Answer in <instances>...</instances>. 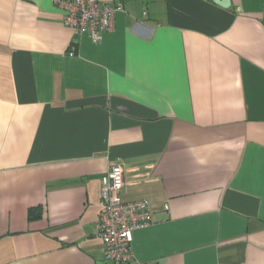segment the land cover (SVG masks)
Instances as JSON below:
<instances>
[{
	"label": "crops",
	"instance_id": "1",
	"mask_svg": "<svg viewBox=\"0 0 264 264\" xmlns=\"http://www.w3.org/2000/svg\"><path fill=\"white\" fill-rule=\"evenodd\" d=\"M104 1L95 43L54 0H0V264H115L112 162L156 219L140 264H264V0Z\"/></svg>",
	"mask_w": 264,
	"mask_h": 264
},
{
	"label": "built area",
	"instance_id": "2",
	"mask_svg": "<svg viewBox=\"0 0 264 264\" xmlns=\"http://www.w3.org/2000/svg\"><path fill=\"white\" fill-rule=\"evenodd\" d=\"M63 11V24L77 35L87 34L95 43L115 28V15L122 4L104 0H54ZM264 24V9L262 11ZM124 170L112 162L102 177L97 236L102 240L105 256L115 264H140L133 252V232L156 221L149 200H122Z\"/></svg>",
	"mask_w": 264,
	"mask_h": 264
},
{
	"label": "trees",
	"instance_id": "3",
	"mask_svg": "<svg viewBox=\"0 0 264 264\" xmlns=\"http://www.w3.org/2000/svg\"><path fill=\"white\" fill-rule=\"evenodd\" d=\"M42 212H41V209L38 208V207H35V208H31L29 210V219L30 220H34V219H37L41 216Z\"/></svg>",
	"mask_w": 264,
	"mask_h": 264
},
{
	"label": "water",
	"instance_id": "4",
	"mask_svg": "<svg viewBox=\"0 0 264 264\" xmlns=\"http://www.w3.org/2000/svg\"><path fill=\"white\" fill-rule=\"evenodd\" d=\"M217 4L227 8L230 6L231 1L230 0H214Z\"/></svg>",
	"mask_w": 264,
	"mask_h": 264
}]
</instances>
